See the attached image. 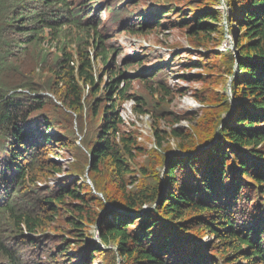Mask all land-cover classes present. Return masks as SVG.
Listing matches in <instances>:
<instances>
[{"label":"trees","instance_id":"trees-1","mask_svg":"<svg viewBox=\"0 0 264 264\" xmlns=\"http://www.w3.org/2000/svg\"><path fill=\"white\" fill-rule=\"evenodd\" d=\"M141 1H122L120 29L166 22L207 51L194 62L187 50L179 68L200 84L197 113L168 110L189 90L166 82L181 53L131 75L146 55L121 62L106 46L98 26L113 0H0V264H264V0H223L226 17L220 0L138 12ZM224 21L232 50L219 48ZM130 99L156 148L123 131ZM68 154L64 172L55 160Z\"/></svg>","mask_w":264,"mask_h":264},{"label":"rangeland","instance_id":"rangeland-1","mask_svg":"<svg viewBox=\"0 0 264 264\" xmlns=\"http://www.w3.org/2000/svg\"><path fill=\"white\" fill-rule=\"evenodd\" d=\"M123 0H113V8L114 10H110L108 11L109 13H113V17L109 16L107 13L103 12L102 13V19H101V25L98 26L99 31L101 32V35H103L105 37L106 40V46L109 47H114L118 50H120V55L118 57V60H120L121 62L123 60H125L126 58L138 54L140 53V51L144 52V55H146V61L144 64L141 65V67L137 70V71H130L131 75H134L135 73H140V72H145L148 70H151L153 68H156V65H158L159 63L161 65L166 64V63H170V59H171V53H178L179 51H181L180 55H176L174 58V61L172 62V64L170 65L171 67L168 68V71H170V75L166 78V80H168V78L171 76V78H175V75H182L183 72L179 71L178 69L182 66L185 65L184 62H186L187 59H185L184 57L187 56V53H184L183 50H186L185 47L188 46V48L190 49V52H192L193 55V61L195 62L196 60V55L197 54H203L206 51V49L201 48V47H192L187 41L186 38L184 37V34L181 33L179 30H177L176 28H170V26L166 23L163 22L162 23V28L160 29H155V31H152V33L150 32L148 35H133L129 32H127L125 30V28L120 29V23L124 22L125 20L127 21L130 18V14H126L124 11L123 12H119L118 11V7L120 6V4L122 3ZM142 3H146L148 4V7H150L151 5L154 4L153 0H142L141 4L137 7V11L141 12L142 10H144V7ZM117 8V9H116ZM136 10H134V12H137ZM148 11H152L151 7L148 9ZM222 11V10H221ZM227 12H226V8L223 9V16L226 17ZM112 21H111V20ZM174 18L172 17L171 20H173ZM223 24V25H222ZM224 26V30H225V38L222 40L221 45H220V49H222L223 45L228 43L229 41L232 42V37L234 36V33H231L229 31H227L226 29V22H222L217 24L216 26ZM226 40V41H225ZM141 44L148 46L147 48L145 47H141ZM186 45V46H185ZM231 47V46H230ZM173 50V51H171ZM127 56V57H126ZM28 62H30V59L25 58L23 63L28 64ZM34 65L36 64V61L33 62ZM198 69L193 67L192 69L190 68L188 70V74L187 76H192L193 74L196 75L198 73ZM200 72V71H199ZM176 79V78H175ZM177 82H173V84L175 86H178L180 88L183 89H189L188 92H186L183 95H174L173 100L170 103V106L168 108V110L171 113H178L181 115H184L185 113L188 114L189 112L192 113H197L198 110L194 107L193 104H188L190 101H192V103L198 104L199 101H197L194 97H193V92L192 90L198 89L200 87L199 82L194 81V82H188V83H183L182 81L176 80ZM180 83V84H178ZM226 87H229V81L227 80L225 83ZM173 87V86H172ZM171 87V88H172ZM133 90L134 92L143 90V95H145L148 90L147 89H140L139 86L137 84H133ZM222 90V86H220L218 89H216L217 93H220V91ZM223 93H225V90H223ZM200 104V103H199ZM201 105V104H200ZM202 106V105H201ZM128 109H129V105L127 104V102L125 104H123L119 110V115H121L122 121H123V131L125 132H131L129 131V128L125 125V120H129V118L131 117V115H129L128 113ZM200 114V113H199ZM148 120V124L150 125L149 128L152 125V118L151 116H147ZM164 122H160V125H158V128L160 129H165ZM189 124V126H193L195 122L191 121V122H187ZM186 124L184 122H182V124L180 125L179 128H183V126H185ZM153 138L152 134L150 135L149 133H147L146 131L143 132L141 131V134L138 136L137 141L140 143L143 142V144L146 143V145L150 148H153V141L148 142V138ZM171 145L173 146L174 144L171 142ZM185 156V155H183ZM72 155L68 154V157L65 159H61L60 160H55L58 161L60 164L63 165V170L64 172H66L69 169V163H71L73 161ZM146 157H142V158H138V162L141 161L142 159H145ZM55 159V158H54ZM65 174H58L55 175L54 177L48 179L47 181L53 184H57L62 182L65 178L64 176ZM132 186H129V189H132ZM95 234H93L94 236ZM206 240V239H203ZM207 241V240H206Z\"/></svg>","mask_w":264,"mask_h":264},{"label":"built area","instance_id":"built-area-1","mask_svg":"<svg viewBox=\"0 0 264 264\" xmlns=\"http://www.w3.org/2000/svg\"><path fill=\"white\" fill-rule=\"evenodd\" d=\"M128 113L130 114V110L128 109ZM148 118L147 116H141L140 119H137L134 115H131V117L129 118V120H125V125L129 128V131H133L135 129L139 130V132L141 133V131L145 132V125L147 122ZM124 121V120H123ZM186 125L183 126V128H187L188 125L186 122H184ZM182 124V122L177 125L176 127H180V125Z\"/></svg>","mask_w":264,"mask_h":264},{"label":"bare ground","instance_id":"bare-ground-1","mask_svg":"<svg viewBox=\"0 0 264 264\" xmlns=\"http://www.w3.org/2000/svg\"><path fill=\"white\" fill-rule=\"evenodd\" d=\"M61 38V37H60ZM63 41V40H62ZM76 66V65H75ZM30 233V232H29Z\"/></svg>","mask_w":264,"mask_h":264},{"label":"water","instance_id":"water-1","mask_svg":"<svg viewBox=\"0 0 264 264\" xmlns=\"http://www.w3.org/2000/svg\"><path fill=\"white\" fill-rule=\"evenodd\" d=\"M97 229H99V228H97Z\"/></svg>","mask_w":264,"mask_h":264}]
</instances>
